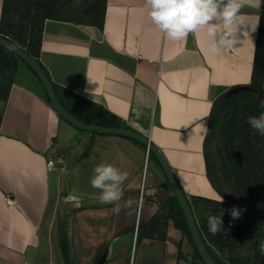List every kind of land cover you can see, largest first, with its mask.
Segmentation results:
<instances>
[{"label":"crops","instance_id":"crops-1","mask_svg":"<svg viewBox=\"0 0 264 264\" xmlns=\"http://www.w3.org/2000/svg\"><path fill=\"white\" fill-rule=\"evenodd\" d=\"M262 5L242 7L238 42L213 56L202 32L168 40L144 0H107L103 27L47 17L40 60L70 109L84 100L100 105L119 126L150 138L188 197L219 199L207 173L209 117L220 95L252 81ZM0 109V264H192L194 245L172 218L165 238L146 232L174 191L150 153L146 173L143 144L67 121L23 59ZM58 155L66 168L48 169ZM102 162L128 173L119 213L90 185Z\"/></svg>","mask_w":264,"mask_h":264},{"label":"trees","instance_id":"trees-1","mask_svg":"<svg viewBox=\"0 0 264 264\" xmlns=\"http://www.w3.org/2000/svg\"><path fill=\"white\" fill-rule=\"evenodd\" d=\"M61 1L4 0L2 8L1 35L17 42L35 57L48 76L40 60L44 22L47 17H63L59 14ZM106 2L107 0H95L86 7L85 12L90 20L71 19L103 27ZM19 60L21 57L16 52L0 45V102L8 99ZM52 83L58 89L53 81ZM239 86H248V88L240 89L230 96H226L225 92L214 101L205 140L207 173L213 186L222 195L223 202L218 203L219 199L203 196L188 197L204 242L217 264L226 263L216 254L214 246L234 251L243 247L247 242L253 241L254 244L258 242L253 226L249 223L252 222L250 216L257 217L255 213L264 208V137L259 133L253 136V129L246 123V119L264 112V108L258 107L259 98L264 97V0L260 14L252 81ZM64 106L85 122L108 126H119L120 124L116 116L90 100L78 102L76 111L66 104ZM2 116L0 109V124ZM218 136L221 138L223 154L226 155L223 163L219 161L214 151V142ZM149 153L150 156H155L152 151ZM200 202L208 203L209 207L206 209L208 213L202 209L199 210ZM195 204H198V207ZM234 207L241 210L240 217L233 219L229 211H224L221 217L223 229L215 235L211 234L208 230V217L219 215L222 210H231ZM197 209L200 211L199 214ZM242 217L244 219L247 217L248 220L245 222ZM170 218L194 245L196 257L193 256L192 264H206L196 248L175 194L165 208L153 217L146 232L152 237L165 238V230ZM142 230L143 228L139 225L138 238L143 236Z\"/></svg>","mask_w":264,"mask_h":264},{"label":"clouds","instance_id":"clouds-1","mask_svg":"<svg viewBox=\"0 0 264 264\" xmlns=\"http://www.w3.org/2000/svg\"><path fill=\"white\" fill-rule=\"evenodd\" d=\"M144 3L151 24L168 40L181 42L190 34L202 32L208 52L217 56L238 42V26L242 25L240 10L249 0H144ZM258 107L264 108V98H259ZM246 123L253 129V136L259 133L264 137V112L248 117ZM127 178V172H122L112 163L102 162L93 168L90 185L99 190L101 203L113 204L112 210L119 213L122 185ZM222 202L223 197H220L218 203ZM224 211H229L233 219L241 215V210L234 207L209 216L207 224L211 234L223 229L221 217ZM260 250L264 253V243H261Z\"/></svg>","mask_w":264,"mask_h":264},{"label":"water","instance_id":"water-1","mask_svg":"<svg viewBox=\"0 0 264 264\" xmlns=\"http://www.w3.org/2000/svg\"><path fill=\"white\" fill-rule=\"evenodd\" d=\"M0 45H3L4 47L9 48L13 50L14 52H16L21 57V59H23L33 69V71L37 74V76L41 80L52 105L60 113V115L63 118H65L67 121H69L70 123H72L73 125L81 129L96 131V132H101V133L117 134V135H122V136L132 138L140 142L141 144H143L147 148V152L152 151L155 154L156 158L161 163L169 179V182L174 191V194L176 195V198L182 208V211L188 223L192 238L195 242L196 248L200 256L202 257L203 261L206 264H217V262L212 257L210 251L208 250L204 242V239L199 229V225L197 223L195 214L189 203L188 196L186 195L180 183L178 182L176 175L172 167L170 166L169 162L167 161L166 157L161 152V150L150 140V138L128 127L94 124V123L85 122L77 118L61 102V100L58 97L56 88L53 85L50 77L47 75L46 71L44 70V68L41 66V64L37 61L35 57L30 55L20 44H18L12 39L7 38L1 34H0ZM246 88H248V86L238 85L226 91L225 95L230 96L234 92L240 89H246ZM62 235H63V229H62ZM62 247H63L64 252L67 253L66 244L63 243Z\"/></svg>","mask_w":264,"mask_h":264},{"label":"rangeland","instance_id":"rangeland-1","mask_svg":"<svg viewBox=\"0 0 264 264\" xmlns=\"http://www.w3.org/2000/svg\"><path fill=\"white\" fill-rule=\"evenodd\" d=\"M94 1L95 0H62L60 2L61 8L59 14L60 16L63 17H69V18H75L81 20H90L88 14L85 12V9L89 4H91ZM214 151L216 152L219 161L223 163L226 155L224 156L223 154L224 150L221 145L220 136H218L216 141L214 142ZM148 160H149V156L147 158V163L145 165L146 173L148 170ZM220 197H222V195H220ZM199 204L201 205L199 210L202 209V211L203 210L206 211V209L209 207L208 203L200 202ZM197 205L198 204H195V206ZM199 210L197 209L198 214L200 213ZM205 213L208 212L206 211ZM255 215H257V217L250 216V220H252V222H250L249 224L253 226L254 232L256 234V238L258 239L257 243L254 244L253 241L247 242L243 247L238 248L234 251H231L227 248L221 249L214 246L216 254H218V256L224 261V263L264 264V253H262L260 250L261 243H264V208H262L261 211L255 213ZM244 217H242V219H244ZM247 220L248 218L246 217L244 221L246 222ZM135 250H136V244H135ZM193 256L196 257V255H194V251H193Z\"/></svg>","mask_w":264,"mask_h":264},{"label":"built area","instance_id":"built-area-1","mask_svg":"<svg viewBox=\"0 0 264 264\" xmlns=\"http://www.w3.org/2000/svg\"><path fill=\"white\" fill-rule=\"evenodd\" d=\"M149 152H147V157L149 155ZM57 167H61L63 169L66 168V163H65V160H64V157L63 155H58V156H49L48 160H47V168L48 169H55ZM7 203L9 205H12L14 203V200L7 196Z\"/></svg>","mask_w":264,"mask_h":264}]
</instances>
